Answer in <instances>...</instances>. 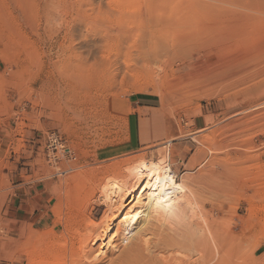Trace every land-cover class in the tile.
<instances>
[{"label": "rangeland", "instance_id": "rangeland-1", "mask_svg": "<svg viewBox=\"0 0 264 264\" xmlns=\"http://www.w3.org/2000/svg\"><path fill=\"white\" fill-rule=\"evenodd\" d=\"M197 1L0 0V264H45L53 242L68 247L97 225L106 210L99 179L165 162L169 151L178 176H195L212 146L217 157L231 152L237 183L223 179L219 197L204 191V212L238 237L240 264H264V3L247 12L263 16L260 27L223 32L206 25ZM222 1L224 13L244 5ZM52 80L80 90L67 100L69 88ZM140 92L159 98L166 130L142 147L132 107ZM239 146L249 155L236 163ZM115 244L89 262L117 261L127 242Z\"/></svg>", "mask_w": 264, "mask_h": 264}, {"label": "bare ground", "instance_id": "bare-ground-1", "mask_svg": "<svg viewBox=\"0 0 264 264\" xmlns=\"http://www.w3.org/2000/svg\"><path fill=\"white\" fill-rule=\"evenodd\" d=\"M197 2L200 4L201 0ZM221 2L224 3L222 0H204L203 5L201 4L202 7L200 5V9L206 12L207 19H210L211 22L214 21L206 24L208 27L217 23L220 30L223 31L226 28L231 30L233 27L243 26L242 23H245V26L246 23L249 26H256L257 22L262 20L261 17L263 16H255L253 15L254 12H251L253 14L247 12L253 7L255 10L259 8L258 6L262 5L264 0H243V6L236 4L241 8V11L225 13L220 6L222 5ZM227 4L229 6L231 3ZM224 6L226 7V5ZM205 22L206 20L203 24ZM258 27L256 26V28ZM226 34L224 33V36H227ZM224 36L222 35V39ZM253 38L257 40L255 36ZM260 38L263 37L260 36ZM218 40L221 39L218 38ZM212 43L217 42L213 41ZM248 50L250 51L251 48ZM143 65L147 66L148 61L145 60ZM68 82L52 80L53 88L55 85L61 87L62 83L64 87L69 88L71 94L69 93L64 97L67 100L80 90L79 83ZM60 91L61 89L58 92L59 95L61 94ZM209 148L214 149L213 154L204 165L205 167L195 176H189L187 173H185L186 176H183L185 174L178 176L170 166L169 151L166 163L141 160L135 165L117 168V173L111 174L114 179L110 176L99 179L96 185L99 193L98 198L106 207L103 219L97 225L86 228L84 233H82L83 229L81 233L80 231L74 233L77 234L76 239L74 237L68 247L62 244L63 241L60 243L62 246L59 245L56 248H53L56 241L51 245L49 244L47 253L43 252L47 256L41 262L45 264H50L52 261V264H94V261L91 263L89 259H97L100 253L103 254L106 250L118 248L115 241L120 239L122 243L127 242L125 245L127 249L125 248L126 250L119 254L117 261H113L111 264H240L238 237L230 231L226 236L218 232L216 229V224H218L216 221L218 220H214L212 215L207 216L208 211L207 214L204 212V199L207 198L203 196L204 199H202V193L209 188L211 189H209L210 192L216 194L214 196L218 195L219 197L218 190L222 186V180L225 179L229 185L233 186L237 183L235 179L238 173L232 169V173L229 174L227 164L229 160H232L228 154L231 152H226L223 157H217L218 152L215 151L220 152V148L213 146ZM235 152L240 157H237L236 160L233 159L236 163H239V159L247 158L248 160L249 152L243 148L241 150L240 146ZM129 162L131 161H125L127 164ZM218 199L217 201H219ZM121 226L123 227L122 230ZM96 240L98 247L96 254L92 257L90 248ZM35 254H32L33 257Z\"/></svg>", "mask_w": 264, "mask_h": 264}, {"label": "crops", "instance_id": "crops-1", "mask_svg": "<svg viewBox=\"0 0 264 264\" xmlns=\"http://www.w3.org/2000/svg\"><path fill=\"white\" fill-rule=\"evenodd\" d=\"M132 107L135 109V137L137 145L142 147L151 140L155 143L159 141L160 138L165 136L166 130L164 129V122L161 120L160 113L158 111L159 98L155 94L146 92L135 94L132 99ZM141 119L147 121L145 129L142 131H140ZM141 135L144 139H147V141L140 142Z\"/></svg>", "mask_w": 264, "mask_h": 264}]
</instances>
